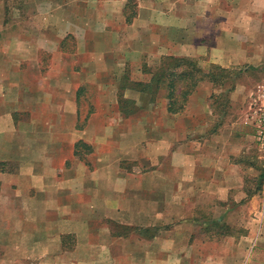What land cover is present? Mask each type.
Instances as JSON below:
<instances>
[{
    "label": "crops",
    "instance_id": "obj_1",
    "mask_svg": "<svg viewBox=\"0 0 264 264\" xmlns=\"http://www.w3.org/2000/svg\"><path fill=\"white\" fill-rule=\"evenodd\" d=\"M13 1L0 0L3 263L264 264L245 80L264 76V0H135L130 24L126 0ZM164 57L240 79L201 80L178 113L124 115L123 72Z\"/></svg>",
    "mask_w": 264,
    "mask_h": 264
},
{
    "label": "trees",
    "instance_id": "obj_2",
    "mask_svg": "<svg viewBox=\"0 0 264 264\" xmlns=\"http://www.w3.org/2000/svg\"><path fill=\"white\" fill-rule=\"evenodd\" d=\"M135 9V0H126L123 10L126 24H130L136 17ZM183 67H185V69H183ZM211 67L212 70L203 75V72L197 66V63L191 59L164 57L159 66L150 73L149 81L144 84L136 83L138 89L135 90L138 93L147 95L148 102L153 103L156 94L163 89L165 92L164 98L167 100V111L169 113H178L184 109L188 98L201 80L208 79V81L215 85V87L223 86L222 79L228 78L229 71L218 66ZM229 85L227 91L233 87V84ZM119 102L123 106L124 115L132 113L129 110L130 102L128 100H125L120 96ZM7 165V163L0 162V171L5 170ZM261 178L263 180L264 175L261 176Z\"/></svg>",
    "mask_w": 264,
    "mask_h": 264
},
{
    "label": "rangeland",
    "instance_id": "obj_3",
    "mask_svg": "<svg viewBox=\"0 0 264 264\" xmlns=\"http://www.w3.org/2000/svg\"><path fill=\"white\" fill-rule=\"evenodd\" d=\"M14 1L12 0V2L9 0V3H11V5H14L13 3ZM135 57H138V56H135ZM136 59V58H135ZM137 60V59H136ZM212 66V65H211ZM209 67V71L212 70V67ZM157 66H146V65H143L141 67V70L142 71V74H138L137 72H133V69L130 68V66H128V68L125 70V72H123V74L121 76H123V81L121 83H119L118 85L121 86L122 89H125V90H128L130 92H126L125 94V97H124V94L121 93L120 96H122L125 100H128L130 102V107H129V110L132 108V110L135 111V106L134 104L135 103H140L139 105L145 103L147 104L148 103V96H141L142 99L139 100H136L134 99V97L136 96L135 93L137 92L135 89H138V86L136 85V83H139V84H144L146 82L149 81L150 79V73H152L155 69H156ZM183 69H185V67H183ZM145 71V72H144ZM208 71V72H209ZM229 71V74H228V78L227 79H222V83H223V86H222V89L223 90H227V88L230 86L229 84H234L235 82H237L240 77L237 76V72H238V69H233V70H228ZM147 72V73H146ZM149 72V73H148ZM240 73L243 72V70L241 69L239 71ZM146 73V74H145ZM253 74V76H247L245 77V80L246 81H250L252 84H257L255 86V89L264 84V76L263 77H259L257 75ZM135 84V85H134ZM251 84V85H252ZM94 87V86H93ZM217 88H219L220 86H216ZM90 89V88H89ZM165 97V92L163 89H161L155 96V100H154V104L155 105H158V104H163L164 102L167 103V100L164 98ZM189 99V98H188ZM157 112V111H156ZM142 113V111L138 112V116H140ZM7 167H11L9 164L7 165ZM262 182L264 183V179L262 180ZM238 228V227H237ZM206 248V246L204 247ZM208 248H210L208 246ZM215 248V247H214ZM216 250V248H215ZM217 251V250H216ZM218 252V251H217ZM3 251L0 250V264H5L3 263L5 261V259L7 257H10L8 255L5 256L4 259H2L4 257V255L2 254ZM219 253V252H218ZM224 251L220 250V253L219 254H223Z\"/></svg>",
    "mask_w": 264,
    "mask_h": 264
},
{
    "label": "built area",
    "instance_id": "obj_4",
    "mask_svg": "<svg viewBox=\"0 0 264 264\" xmlns=\"http://www.w3.org/2000/svg\"><path fill=\"white\" fill-rule=\"evenodd\" d=\"M255 130L254 140L264 161V84L258 86L248 98V115Z\"/></svg>",
    "mask_w": 264,
    "mask_h": 264
}]
</instances>
